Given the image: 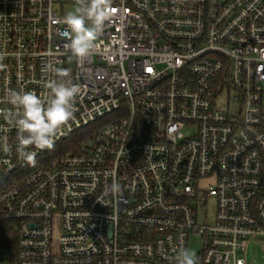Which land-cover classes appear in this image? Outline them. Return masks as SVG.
<instances>
[{"label":"built area","instance_id":"2783aa9c","mask_svg":"<svg viewBox=\"0 0 264 264\" xmlns=\"http://www.w3.org/2000/svg\"><path fill=\"white\" fill-rule=\"evenodd\" d=\"M67 4L83 0H0V208L17 264H175L193 235L197 264H246L264 238V0H111L74 70ZM61 73L73 118L32 166L8 96L46 103Z\"/></svg>","mask_w":264,"mask_h":264},{"label":"clouds","instance_id":"9594fccd","mask_svg":"<svg viewBox=\"0 0 264 264\" xmlns=\"http://www.w3.org/2000/svg\"><path fill=\"white\" fill-rule=\"evenodd\" d=\"M112 14L111 0H83V7L77 13H67L63 23L69 30L68 51L78 58L89 55L95 47L96 37ZM60 75L61 79L47 82L51 98L46 103L33 92L11 91L8 96L9 103L20 109L14 120L18 141L16 152L19 159L32 166L36 152L30 149H52L58 131L73 118L78 86L63 79L65 74ZM0 140V146L6 151L7 137ZM118 188V184L112 185L114 192ZM175 264H195L192 252L181 249Z\"/></svg>","mask_w":264,"mask_h":264},{"label":"rangeland","instance_id":"374dc122","mask_svg":"<svg viewBox=\"0 0 264 264\" xmlns=\"http://www.w3.org/2000/svg\"><path fill=\"white\" fill-rule=\"evenodd\" d=\"M56 9L63 14L67 13H77L81 7L76 4H67L61 8L60 5H56ZM65 66L69 69L74 70L76 67V57L74 55H69L65 58ZM223 101V100H222ZM226 101L223 102V107L225 108ZM222 107V105H221ZM92 131L90 129L83 130V134L90 135ZM63 150L62 146L57 149V151ZM215 183L213 178H209L200 182V186L203 190H207L211 185ZM215 211V201L213 199L208 201V214L210 218L214 216ZM203 242L200 236L193 235L190 241L189 250L193 254L195 264L199 260V256L202 253ZM242 255L246 261V264H264V238L255 237L249 243ZM0 261L5 264H9L8 259L5 256H0Z\"/></svg>","mask_w":264,"mask_h":264},{"label":"trees","instance_id":"16d2710c","mask_svg":"<svg viewBox=\"0 0 264 264\" xmlns=\"http://www.w3.org/2000/svg\"><path fill=\"white\" fill-rule=\"evenodd\" d=\"M0 256H5L9 264L18 263V232L12 222L2 218L0 208Z\"/></svg>","mask_w":264,"mask_h":264},{"label":"snow or ice","instance_id":"6c2138e0","mask_svg":"<svg viewBox=\"0 0 264 264\" xmlns=\"http://www.w3.org/2000/svg\"><path fill=\"white\" fill-rule=\"evenodd\" d=\"M114 11V10H113Z\"/></svg>","mask_w":264,"mask_h":264}]
</instances>
